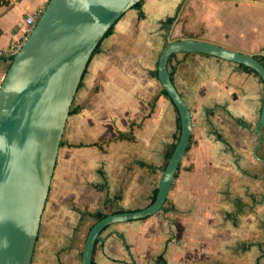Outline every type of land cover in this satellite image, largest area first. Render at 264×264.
<instances>
[{
	"label": "crops",
	"instance_id": "0c3cea01",
	"mask_svg": "<svg viewBox=\"0 0 264 264\" xmlns=\"http://www.w3.org/2000/svg\"><path fill=\"white\" fill-rule=\"evenodd\" d=\"M49 2L0 0V51L22 40L27 18ZM228 21L239 27L230 31ZM182 30H202L204 40L264 63L262 7L144 0L128 10L74 96L31 264H82L97 213L143 209L154 200L180 135L157 63L169 42L184 38ZM238 35L258 42L230 43ZM11 62L0 58V83ZM168 68L192 117L188 151L162 210L106 228L92 264H264V85L240 65L201 54H174Z\"/></svg>",
	"mask_w": 264,
	"mask_h": 264
},
{
	"label": "water",
	"instance_id": "95a60500",
	"mask_svg": "<svg viewBox=\"0 0 264 264\" xmlns=\"http://www.w3.org/2000/svg\"><path fill=\"white\" fill-rule=\"evenodd\" d=\"M142 0H50L0 88V264H31L64 127L74 96L101 40ZM178 53L201 54L247 67L264 85V64L252 54L190 37L161 51L157 76L179 115L180 135L152 203L109 213L91 227L82 264L111 225L147 219L162 210L188 151L192 117L168 64ZM259 127L264 132V97Z\"/></svg>",
	"mask_w": 264,
	"mask_h": 264
},
{
	"label": "rangeland",
	"instance_id": "374dc122",
	"mask_svg": "<svg viewBox=\"0 0 264 264\" xmlns=\"http://www.w3.org/2000/svg\"><path fill=\"white\" fill-rule=\"evenodd\" d=\"M228 1L232 2V4H234L236 7H239L242 4H245V5H249L250 8H254V9H256V8L258 9L259 7L264 8V0H228ZM204 14H207V13L204 12L203 15ZM228 24H230V27L227 26V28L230 31L235 29L236 27H239V25L237 23L236 24L235 23L232 24V22H230V21H228V23H226V25H228ZM172 26H173V23H172ZM218 26H219L220 29H222L220 24ZM179 35H180L179 37H187V36L191 37V36H194L195 38H198L200 40H204V37H205V33L202 30L197 35L189 34V33H187V32L182 30L181 34H179ZM235 38L236 39L232 40L230 43H233V41H236L237 43H252V40H254V41L256 40L258 42V38H256V35L248 36V37H245V38L243 36H239L238 35V37L235 36ZM173 40H175V39H173ZM259 43H262V42H259Z\"/></svg>",
	"mask_w": 264,
	"mask_h": 264
},
{
	"label": "built area",
	"instance_id": "2783aa9c",
	"mask_svg": "<svg viewBox=\"0 0 264 264\" xmlns=\"http://www.w3.org/2000/svg\"><path fill=\"white\" fill-rule=\"evenodd\" d=\"M43 11H39V13L32 15L27 18L26 20V28L24 31V37L22 40L13 42L10 47L7 50H2L0 51V58H7L13 60V58L18 54V52L21 50L24 42L34 29L38 19L40 18L41 14ZM0 88H1V83H0Z\"/></svg>",
	"mask_w": 264,
	"mask_h": 264
},
{
	"label": "trees",
	"instance_id": "16d2710c",
	"mask_svg": "<svg viewBox=\"0 0 264 264\" xmlns=\"http://www.w3.org/2000/svg\"><path fill=\"white\" fill-rule=\"evenodd\" d=\"M143 2H144V0H142V1L138 2V3H136L132 8H134V9H141V7H142V5H143ZM170 21L172 22L173 19H171ZM113 30H114V27H112V28L106 33V35L104 36V38H103V39L101 40V42L98 44V46H97L95 52L99 49V47H100L101 43L103 42V40H104L105 38H107L110 34H112ZM95 52H94V53H95ZM93 55H94V54H93ZM256 58L259 59L260 61H263V60H261V59L258 58V57H256ZM11 63H12V62H11ZM262 63H263V62H262ZM263 64H264V63H263ZM240 67H242L245 71H247V72H249V73H252V74L258 76L257 73L254 72L253 70H251V69H249V68H247V67L241 66V65H240ZM164 94L168 97V95L166 94V92H164ZM168 98H169V97H168ZM117 211H122V210H114V211H112V212H110V213H115V212H117ZM108 214H109V213H108ZM106 215H107V214H104V213H97V214L95 215V217H96L97 220H99V219L105 217Z\"/></svg>",
	"mask_w": 264,
	"mask_h": 264
}]
</instances>
